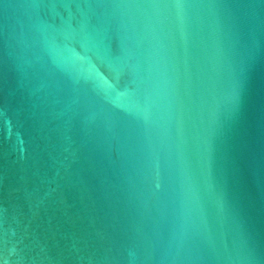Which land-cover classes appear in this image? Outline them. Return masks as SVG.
<instances>
[{"label": "water", "instance_id": "95a60500", "mask_svg": "<svg viewBox=\"0 0 264 264\" xmlns=\"http://www.w3.org/2000/svg\"><path fill=\"white\" fill-rule=\"evenodd\" d=\"M0 264H264V0H0Z\"/></svg>", "mask_w": 264, "mask_h": 264}]
</instances>
